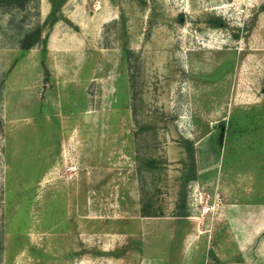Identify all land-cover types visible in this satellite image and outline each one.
Masks as SVG:
<instances>
[{
    "label": "rangeland",
    "instance_id": "1",
    "mask_svg": "<svg viewBox=\"0 0 264 264\" xmlns=\"http://www.w3.org/2000/svg\"><path fill=\"white\" fill-rule=\"evenodd\" d=\"M93 1L0 0V264H264V0Z\"/></svg>",
    "mask_w": 264,
    "mask_h": 264
},
{
    "label": "trees",
    "instance_id": "2",
    "mask_svg": "<svg viewBox=\"0 0 264 264\" xmlns=\"http://www.w3.org/2000/svg\"><path fill=\"white\" fill-rule=\"evenodd\" d=\"M15 1L22 3L23 0H15ZM39 42H40V31H37L35 36H34V40L28 41V39H27L26 41H24L21 49L23 51H28V50L32 49L35 45H37Z\"/></svg>",
    "mask_w": 264,
    "mask_h": 264
},
{
    "label": "built area",
    "instance_id": "3",
    "mask_svg": "<svg viewBox=\"0 0 264 264\" xmlns=\"http://www.w3.org/2000/svg\"><path fill=\"white\" fill-rule=\"evenodd\" d=\"M93 3H94L95 9H99L101 8L102 0H94ZM71 170H76V167L71 168Z\"/></svg>",
    "mask_w": 264,
    "mask_h": 264
},
{
    "label": "water",
    "instance_id": "4",
    "mask_svg": "<svg viewBox=\"0 0 264 264\" xmlns=\"http://www.w3.org/2000/svg\"><path fill=\"white\" fill-rule=\"evenodd\" d=\"M222 136V135H221Z\"/></svg>",
    "mask_w": 264,
    "mask_h": 264
}]
</instances>
